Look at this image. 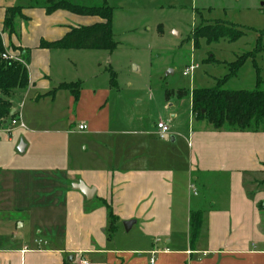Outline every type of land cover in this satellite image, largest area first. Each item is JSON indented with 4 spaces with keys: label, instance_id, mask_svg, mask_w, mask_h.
Returning a JSON list of instances; mask_svg holds the SVG:
<instances>
[{
    "label": "crops",
    "instance_id": "1",
    "mask_svg": "<svg viewBox=\"0 0 264 264\" xmlns=\"http://www.w3.org/2000/svg\"><path fill=\"white\" fill-rule=\"evenodd\" d=\"M29 4L30 0L20 4L28 19L17 20V32L10 37L5 32L1 34L4 47L12 44L29 49V84L20 95L55 100L61 91H66L63 96L68 107L75 108L74 115L79 119L75 126V118L70 115L67 133H90L94 138L85 146L90 152L82 158L84 162L73 169L69 167L64 183L57 185L66 189L63 244L51 247L48 241L35 240L33 246L25 243L16 248H0V264H264V231L260 224L264 193L258 189L260 184L264 185V131L213 130L203 121L191 129L188 121L187 131L185 124L175 128L169 124L173 148L161 141L157 148H152L148 138L145 141L143 135L137 134L134 141L120 139L116 152L110 151L105 138L113 133L111 121L104 115V105L98 103L105 95H88L81 89L84 80L66 73L68 68L61 64H57L52 76V59L58 61L64 56L52 51L81 50L38 47L41 39H59L70 27L90 25L99 18L64 10L48 15L43 8H28ZM5 7L0 5V31ZM52 78L56 80L55 87L51 85ZM76 81L81 82L77 101L67 89L49 93L63 82ZM86 95L94 102L91 112L83 111ZM19 117L24 127H18L28 131L29 142L19 143L24 152L36 132ZM80 124H85L86 129L79 130ZM125 142L129 155L118 151L124 149ZM204 175L213 176L215 189H223L208 200L201 198L196 185L191 183ZM79 181L95 188L91 199L72 188ZM191 187L195 189L193 193ZM252 190L258 193L251 196ZM102 200L111 205L118 217L111 237ZM192 211L202 212L200 233L193 243L189 238ZM127 221L132 223L125 230L123 223Z\"/></svg>",
    "mask_w": 264,
    "mask_h": 264
},
{
    "label": "rangeland",
    "instance_id": "2",
    "mask_svg": "<svg viewBox=\"0 0 264 264\" xmlns=\"http://www.w3.org/2000/svg\"><path fill=\"white\" fill-rule=\"evenodd\" d=\"M27 1L0 0V5H20ZM71 1L86 5L103 3V0ZM39 3L43 4L44 0ZM106 5L113 9L116 48L112 52L52 51L64 56L58 61L52 59L51 71L54 76L57 64H61L64 69L68 68L66 73L79 75L84 80L81 89L88 95L94 92V97L105 95L98 103L104 105V115L111 121L113 133L105 138L110 151L116 152L120 139L134 141L139 137L137 134L143 135L145 141L148 138L152 148H157L158 141L173 148L172 135L161 140L152 134L159 119L167 121L172 128L185 124V131L188 121L191 129L202 121L209 128L205 120L191 117L189 93L195 88L215 86L228 73V63L245 52L252 55L223 87L252 90L258 74L263 81L259 87L264 89V0H106ZM215 21L238 26L244 35L236 41L220 39L210 44L202 38L195 48L194 29ZM188 65H197V68L184 76L182 73ZM111 71L116 84L110 86ZM54 81L52 78L51 85L55 87ZM178 89L186 90L187 94L178 98ZM166 91H169L168 99ZM64 94L66 91H61L55 100L33 99L26 94L15 102L21 120L36 132L24 152H19L17 146L21 141L29 142L28 131L10 127L9 123L0 128V248H16L25 243L33 246L35 240L48 241L51 247L63 244L66 189L57 185L64 183L69 167L73 169L84 162L82 158L90 152L85 146L94 138L90 133H67L70 115L75 118V126L79 119L74 115L75 108L68 107ZM88 95L83 111L91 112L94 102ZM8 127L10 133L4 131ZM123 148L118 151L129 155L126 142ZM203 179L191 180L201 198L208 200L216 191L223 190L221 186L215 189L213 176L204 175ZM258 189L264 193V185L260 184ZM194 190L191 187V193ZM249 193L254 196L258 191ZM260 224L264 231V207L260 209Z\"/></svg>",
    "mask_w": 264,
    "mask_h": 264
},
{
    "label": "trees",
    "instance_id": "3",
    "mask_svg": "<svg viewBox=\"0 0 264 264\" xmlns=\"http://www.w3.org/2000/svg\"><path fill=\"white\" fill-rule=\"evenodd\" d=\"M28 8H43L46 14H52L57 10H64L79 16L98 17L99 21L90 25L70 27L59 39L46 41L41 39L39 48L42 49H80V50H106L112 52L117 43L113 39L112 7L106 5L103 0L101 5H86L75 3L71 0H30ZM24 6H6L0 31V128L18 115V109L10 115L15 107V99H20V92L29 84L27 63L29 49L10 44L4 47L1 34L5 32L8 37L17 32V20H27L23 14ZM244 35L238 26L224 21L201 24L192 32L193 46L197 48L200 39H205L207 44L217 42L220 39L236 41ZM9 50L21 60L4 59L2 54ZM252 55L245 52L239 55L235 61L228 63V73L217 80L213 87L195 88L189 93L191 113L193 117L205 120L213 130H225L231 132H258L264 131V89L259 86L262 80L257 74L256 87L252 90H228L223 87L224 82L237 75L238 70L244 65L246 59ZM114 72L110 74V84H116ZM81 82H63L49 93L57 89H67L77 101L79 98ZM185 94H181V92ZM185 91V92H184ZM186 90L178 89V98L186 95ZM169 98V91H166ZM101 203L107 209L109 236L116 231L118 217L113 213L111 205L102 200ZM260 207L264 205L260 204ZM202 212L192 211L189 218L190 242H195L201 229Z\"/></svg>",
    "mask_w": 264,
    "mask_h": 264
},
{
    "label": "built area",
    "instance_id": "4",
    "mask_svg": "<svg viewBox=\"0 0 264 264\" xmlns=\"http://www.w3.org/2000/svg\"><path fill=\"white\" fill-rule=\"evenodd\" d=\"M2 58L4 59H14V60H20V58L14 54H11L9 52V50H6L3 54H2ZM197 68V65H188L185 70L183 71V75L187 76L189 74H191L192 72H194V70ZM19 113L17 115V117L11 119L9 121V126H20V127H24V124L20 121V117H19ZM79 130H84L86 129V125L85 124H80L78 126ZM5 132L10 133L11 130L10 128H5L4 129ZM170 134V127L169 124L166 121H158L156 123V131H155V135L163 140L166 138L167 135ZM153 262V259H151V263Z\"/></svg>",
    "mask_w": 264,
    "mask_h": 264
},
{
    "label": "water",
    "instance_id": "5",
    "mask_svg": "<svg viewBox=\"0 0 264 264\" xmlns=\"http://www.w3.org/2000/svg\"><path fill=\"white\" fill-rule=\"evenodd\" d=\"M14 114V109H12L10 111V115ZM4 124H6V121H4ZM19 152H23V145L22 143L19 144V146L17 147ZM72 188L74 190L79 191L81 194H83L85 196L86 199H91L94 195L95 192V188L94 187H87L82 181H79L77 183H73L72 184ZM132 222L127 221L123 223V226L125 228V230H128V227L130 226Z\"/></svg>",
    "mask_w": 264,
    "mask_h": 264
}]
</instances>
